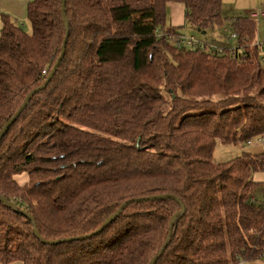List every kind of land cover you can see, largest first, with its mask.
<instances>
[{"label": "trees", "instance_id": "obj_1", "mask_svg": "<svg viewBox=\"0 0 264 264\" xmlns=\"http://www.w3.org/2000/svg\"><path fill=\"white\" fill-rule=\"evenodd\" d=\"M28 1L31 33L1 15L0 132L45 83L67 34L61 0ZM66 2L65 57L0 141V195L14 206L0 202V264H149L181 205L157 264L264 261V151L213 158L218 145L264 140L257 23L224 17L222 0ZM170 3L203 34L228 21L237 50L177 45L184 26L169 24ZM159 195L168 198L132 202L99 235L73 240L126 201Z\"/></svg>", "mask_w": 264, "mask_h": 264}, {"label": "rangeland", "instance_id": "obj_2", "mask_svg": "<svg viewBox=\"0 0 264 264\" xmlns=\"http://www.w3.org/2000/svg\"><path fill=\"white\" fill-rule=\"evenodd\" d=\"M264 5V0H222V15L229 19L237 17V16H248V12L256 7H260ZM7 15L6 13H2ZM19 20L20 25L22 26L24 32L27 34L31 33V24L29 23L27 17L21 19V16L17 19ZM170 20V16L168 17ZM257 23V40L263 41L264 39V20L256 21ZM230 23L227 21L221 27L215 26L214 29H209L204 32L194 30L186 23L183 28H181V32L191 38L192 36L196 41L202 42L211 48H227L228 44L225 42L223 38V34L228 32L230 33ZM253 145L248 147L245 146L242 149L240 146L236 147L234 145H218L214 151L213 158L217 163H226L231 160L240 157L242 154V150L245 152L252 153H261L264 149V145L259 143L258 140H252ZM20 184H24L26 182V175L17 176Z\"/></svg>", "mask_w": 264, "mask_h": 264}, {"label": "water", "instance_id": "obj_3", "mask_svg": "<svg viewBox=\"0 0 264 264\" xmlns=\"http://www.w3.org/2000/svg\"><path fill=\"white\" fill-rule=\"evenodd\" d=\"M61 4H62V14H63V19H64V23L66 26V37L61 49V55L59 57V59L57 60L56 64L54 65L52 71L50 72V74L47 77V80L45 81V83L38 89L33 90L32 92H30L28 94V96L26 97L24 103L21 105V107L18 109V111L13 115V117L6 123V125L3 127V129L0 132V141L2 140V138L8 133V131L10 130V128L14 125V123L18 120V118L20 117V115L23 113V111L27 108L28 104L30 103L32 97L34 95H36L37 93H39L41 90H43L44 88H46V86L50 83V81L52 80V78L55 76V74L57 73L60 64L62 63L65 54H66V49H67V43L69 40V36H70V24L69 21L67 19L66 16V0H61ZM168 197L166 195H159V196H152V197H148L145 199H137V200H129L126 201L112 216H110L104 223L103 225L96 230L94 233H91L90 235H86V236H81L79 238L73 239V240H85L88 238H91L92 236L95 235H99L105 228H107L112 222H114L120 215L121 213L125 210V208L130 205L132 202H141V201H156V200H166ZM0 202H2L4 205H6L7 207H11L14 208L13 204L11 202H9L6 198L2 197L0 195ZM182 209L181 212H178L176 215L173 216L171 223H170V231H169V235L168 238L166 240V242L164 243V245L162 246V248L160 249V251L153 257V259L150 261L149 264H157L160 260V258L162 257V255L164 254L166 248L169 245V242L171 240L172 237V233H173V228H174V224L176 222V220L178 219V217L185 212V208L181 205ZM31 220L33 221V225H34V233L36 235L37 238H39L42 242L44 243H49L47 241H45L43 238H41L40 234L38 233V230L36 228V224L33 220L32 217H30ZM72 239L68 240V241H73ZM61 241H54V242H50V244H58ZM64 242V241H63Z\"/></svg>", "mask_w": 264, "mask_h": 264}, {"label": "crops", "instance_id": "obj_4", "mask_svg": "<svg viewBox=\"0 0 264 264\" xmlns=\"http://www.w3.org/2000/svg\"><path fill=\"white\" fill-rule=\"evenodd\" d=\"M28 0H0V29H1V15L6 13L11 19L17 20L20 16L21 19L27 17ZM170 16L169 24L173 27H183L185 21V6L180 3H170L168 5ZM19 21V20H17ZM264 151V149H263ZM262 151V152H263ZM12 264H22L20 262ZM239 264H264V261L257 260L254 262H241Z\"/></svg>", "mask_w": 264, "mask_h": 264}, {"label": "built area", "instance_id": "obj_5", "mask_svg": "<svg viewBox=\"0 0 264 264\" xmlns=\"http://www.w3.org/2000/svg\"><path fill=\"white\" fill-rule=\"evenodd\" d=\"M248 17L255 22L260 21V20H264V5L251 9L248 12ZM174 40L176 41L177 45L185 46L188 48H198L201 50L209 49L214 54H222L225 52V50H229L232 53H234L238 48V35L232 31L230 33L226 32L225 42L228 44V46H227V48H223V49L208 47L206 44L199 42V41H196L193 36L191 38H189L186 35H180L179 37H177ZM253 45L260 47L264 50V39H263V41H260V40H257V38H256ZM261 62L264 63V53L261 56ZM43 74L46 75L47 74L46 71H44ZM258 142L262 143L264 145L263 139H258ZM249 145L252 146L253 143L249 142ZM253 201H255L254 198H253Z\"/></svg>", "mask_w": 264, "mask_h": 264}]
</instances>
